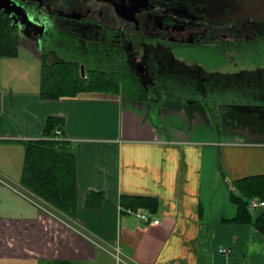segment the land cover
I'll return each mask as SVG.
<instances>
[{"label":"crops","instance_id":"0c3cea01","mask_svg":"<svg viewBox=\"0 0 264 264\" xmlns=\"http://www.w3.org/2000/svg\"><path fill=\"white\" fill-rule=\"evenodd\" d=\"M40 46L18 37L16 55L0 56V264H120L114 254L131 264H264V234L230 221L229 198L235 181L264 175L263 106L221 107L216 130L170 90L162 103L107 93L43 100ZM50 117L62 119L75 158L68 225L13 190H25L24 142L40 139ZM87 192L103 193L98 209L85 206ZM121 196L155 198L154 213L134 210L159 224L124 212Z\"/></svg>","mask_w":264,"mask_h":264},{"label":"flooded vegetation","instance_id":"af4514ba","mask_svg":"<svg viewBox=\"0 0 264 264\" xmlns=\"http://www.w3.org/2000/svg\"><path fill=\"white\" fill-rule=\"evenodd\" d=\"M13 1L45 24L40 49L53 62L70 58L86 79L93 73L120 81L123 98L136 94L157 103L170 90L175 99L201 108L216 130L223 106L264 107V17L214 20L192 0H148L135 21H128L115 13L112 3L120 0ZM25 31L37 35L34 28ZM175 52L194 57L185 65ZM103 63L113 68H101ZM148 73L152 84L146 90L137 79L145 82ZM132 83L140 90L130 92Z\"/></svg>","mask_w":264,"mask_h":264},{"label":"trees","instance_id":"16d2710c","mask_svg":"<svg viewBox=\"0 0 264 264\" xmlns=\"http://www.w3.org/2000/svg\"><path fill=\"white\" fill-rule=\"evenodd\" d=\"M18 36L11 19L0 12V56H14L17 53ZM43 54L40 97L43 100L74 98L87 93H118L120 81L107 80L90 73L87 81L82 77L76 63L61 62L47 64ZM92 72V71H90ZM130 92H137L138 85L132 83ZM131 94L128 100H140ZM56 131L60 132L57 138ZM20 185L41 203L47 212L65 224H72L76 216L75 158L70 143L63 138V121L50 117L45 123L42 137L24 142V161ZM236 193H230V201L236 208L232 222L251 224L264 234V215L252 220L248 204L252 198L264 199V175L239 179L233 183ZM104 195L101 192H87L85 206L99 208ZM120 205L134 210L145 208L154 213L157 200L142 196H121ZM149 212L148 215L152 216ZM51 264H73L68 261H54Z\"/></svg>","mask_w":264,"mask_h":264},{"label":"water","instance_id":"95a60500","mask_svg":"<svg viewBox=\"0 0 264 264\" xmlns=\"http://www.w3.org/2000/svg\"><path fill=\"white\" fill-rule=\"evenodd\" d=\"M110 3L112 1L106 0ZM168 1V0H163ZM183 1V0H181ZM196 4H203L205 7L202 12L206 17L214 20H227L228 17L251 16L253 18L264 17V0H192ZM115 8V13L128 21L134 20V15L141 9L147 8L148 0H124L118 3H112ZM227 10V11H224ZM0 12L7 15L12 25L19 28H34L38 35L33 33L28 34L39 45L42 40L45 24L38 20L31 12L25 10L24 7L14 2L13 0H0ZM69 17V15H67ZM219 18V19H217ZM135 21V20H134ZM21 22V23H20ZM27 26V27H26ZM19 35V33H18ZM35 37V38H34ZM81 75L83 71L81 68Z\"/></svg>","mask_w":264,"mask_h":264},{"label":"rangeland","instance_id":"374dc122","mask_svg":"<svg viewBox=\"0 0 264 264\" xmlns=\"http://www.w3.org/2000/svg\"><path fill=\"white\" fill-rule=\"evenodd\" d=\"M2 13V12H1ZM67 18H68V16H67ZM21 23V22H20ZM27 27V26H26ZM21 31H23V32H21ZM16 33H17V36L20 38V40H21V43L22 44H28V46H32V44H33V39L31 38V36L28 34V32H26L25 31V28L23 27V28H21L20 29V31H19V28H17L16 27ZM18 33H19V35H18ZM38 35V34H37ZM35 38V37H34ZM22 47H24V46H22ZM20 53L21 54H24V52L21 50L20 51ZM172 54V53H171ZM173 55H174V57L176 58V60H179L180 62H185V63H183V64H185V65H187L186 64V62H188V59L189 58H192V57H194V55L192 54V53H189V52H179V53H173ZM202 55V52L200 53V56ZM60 57V56H59ZM61 60H58V59H55V60H58V61H63V60H68V61H70V62H73V63H75L76 61L75 60H73V59H70V58H60ZM45 61H46V63L47 64H52V63H60V62H53L52 60L51 61H49V59L48 58H45ZM198 63H199V65H201V66H203V67H207L208 65L207 64H204V62L203 61H201V60H198L197 61ZM77 64V63H76ZM108 63H103V64H101L100 65V67L101 68H104V69H112L113 67H112V65H110L109 67H108ZM141 65H143V64H141L140 63V66ZM77 66H78V64H77ZM90 74V73H89ZM88 74V75H89ZM150 74L148 73V76L145 78L146 79V81L144 82L143 80H141V79H139L138 77V81L137 82H139V84H140V86H143V87H145V89L147 90V85H151L152 84V82L151 83H149L150 82ZM87 80H89L88 78L86 79H83V81H87ZM136 84V83H135ZM140 88V87H139ZM145 91V90H144ZM144 93H146V91L144 92ZM143 93V95H145ZM87 94H90V93H87ZM107 94H110V93H107ZM112 95H121V94H123V91L122 90H120V92H118V93H111ZM221 133H216L215 134V136L213 137L214 138V140H218V138L221 136L220 135ZM202 137H195V139H201ZM222 139V138H221ZM210 140H213V139H210Z\"/></svg>","mask_w":264,"mask_h":264},{"label":"built area","instance_id":"2783aa9c","mask_svg":"<svg viewBox=\"0 0 264 264\" xmlns=\"http://www.w3.org/2000/svg\"><path fill=\"white\" fill-rule=\"evenodd\" d=\"M56 135H57V138H60L59 137L60 136V132L59 131H56ZM10 187H12V186H10ZM13 190L16 193H18L20 196H22L23 198L27 199L29 202H31L34 205H36L39 209H41L43 211H47L46 208L40 202L38 203L36 201V199L33 198L32 194L29 193L27 190H23V189L22 190H15L14 188H13ZM248 207L251 210H255V209H258V208H262V207H264V202L263 201H260V200H251L249 202V204H248ZM123 211L124 212H127L128 214L133 215L139 221H142L144 223H148V224L151 223V224H154V225L159 224V220L157 218H153L150 215H148L147 213L142 212L140 210L137 211V210H131V209H123ZM223 252H225V251L223 250ZM114 258L120 264H131L128 261H124V260L122 261L117 254H114Z\"/></svg>","mask_w":264,"mask_h":264}]
</instances>
